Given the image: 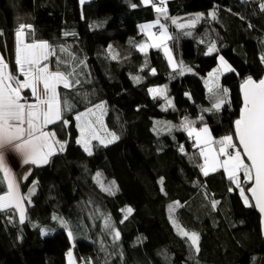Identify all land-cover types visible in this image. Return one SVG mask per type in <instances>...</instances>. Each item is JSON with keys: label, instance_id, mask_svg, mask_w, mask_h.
<instances>
[{"label": "trees", "instance_id": "1", "mask_svg": "<svg viewBox=\"0 0 264 264\" xmlns=\"http://www.w3.org/2000/svg\"><path fill=\"white\" fill-rule=\"evenodd\" d=\"M262 4L264 0L168 2L167 16L172 19L215 11L207 28L203 16L188 37L181 33L183 44L176 54L184 67L193 70L181 75L180 70H171L161 49L145 55L134 46L144 41L138 25L157 18L140 0L84 4L80 0H0V56L9 71L16 74L15 33L24 24L32 29L26 42L47 41L56 49L48 61L50 69L56 68L58 57L67 60L71 66L60 65L61 70L75 67L79 80L73 88L57 89L62 100L73 106L64 113L69 124L57 122L47 129L65 143L64 151L44 166L23 167L16 176L22 196L34 188L30 199L23 201L24 223L15 209L0 211V264H67L71 242L60 219L73 233L77 264H264V239L253 206L244 207L237 192H229L232 184L222 170L208 176L201 173L199 150L185 132H166L161 126L164 135L156 138L152 129L154 118L179 126L187 119L197 129L207 126L214 139L234 134L233 124L242 106L241 83L248 77L259 81L264 75ZM160 20L171 30L170 45L174 44L171 19ZM199 29L204 32L197 33ZM213 44L215 51L206 54ZM109 45L119 58L109 56ZM61 48L76 59L60 52ZM218 56L233 69L220 81L228 89L227 102L219 111H204L205 106L211 108L202 78L217 66ZM169 79L163 95L149 93V88L165 85ZM101 103L107 108L106 127L119 139L106 147L93 144L92 155H87L76 143L74 117ZM182 144L184 153L179 150ZM97 174L113 184L102 191L96 184ZM4 191L6 187L0 188V195ZM213 201H218L215 209ZM169 202L179 204L176 216L181 227L199 235V253L165 217ZM128 207L132 214L123 220ZM106 217L120 238L115 246L102 242L110 255L104 263L88 226L91 220L95 222L96 233L104 237L100 223ZM42 229L50 234L43 236Z\"/></svg>", "mask_w": 264, "mask_h": 264}, {"label": "snow or ice", "instance_id": "2", "mask_svg": "<svg viewBox=\"0 0 264 264\" xmlns=\"http://www.w3.org/2000/svg\"><path fill=\"white\" fill-rule=\"evenodd\" d=\"M80 2L84 4L85 0H80ZM140 3L144 6L151 4L157 13V19L152 23L139 26L146 40L134 46L145 55L150 48L161 49L174 71L177 67L180 68L181 75L184 71H191V69H185L182 64L177 65L173 60L168 48V41L172 40L173 36L169 34L167 27L160 23V18L171 19L172 24L178 29H188L195 27L201 16L197 15L189 22L179 23L176 19L167 16L166 0H158V4L153 3L152 0H140ZM131 6L135 8L137 5L132 4ZM261 9L264 10V4L261 5ZM208 15L215 19L214 11ZM154 28H157L158 32H153ZM185 34L190 35L191 33ZM15 35V63L17 72L23 79L10 73L8 64L0 58V174H2L0 188L6 187V191L0 195V211L15 209L19 214L20 223L23 224L25 221L23 201L30 199L34 188L30 189L28 196L21 195L15 174L8 166L4 153L11 150L20 157L22 164L40 167L49 163L50 158L58 151H64L65 143L58 141L55 132L47 129L49 125L57 122H62L64 126L69 124V121L64 118V113L70 111L73 106L66 98L62 100L57 89L61 86L65 89L73 88L79 80L75 79L78 75L75 67H72L71 71L61 70L60 65H64L65 69L71 66L67 60L58 57L56 68L50 69L48 61L50 57L56 55V49L47 41L33 39L30 43L25 42L26 35L29 38L32 36L31 25L20 24ZM65 35L68 34L65 33ZM59 51L67 54L72 60L76 59L67 48H61ZM214 51L215 44L208 48L206 54L211 55ZM108 54L114 60L118 57L111 45H109ZM261 60L264 62V57ZM79 63L83 64V61ZM231 71L233 69L223 57H220L218 67L208 74L207 87L210 99H213L212 108L204 109V111H219L226 102L228 89H221L218 81L220 75ZM152 74H155V70ZM133 79L137 83L140 82L139 77ZM25 90L31 92L34 102L29 103L22 95ZM148 91L154 97L165 93L164 88H149ZM240 91L242 107L239 118L234 122V134L214 139L207 126L197 129L192 126L193 122L187 119L181 122L177 130L187 132L188 137L194 140V146L199 150V157L203 160V163L197 166L204 176H208L210 172L223 170L230 183L239 189L245 206H252L250 200L255 201V207L264 216V78L259 81L251 77L244 79L240 85ZM167 103L171 106L170 100ZM104 108L103 103L97 104L94 108H88L74 117L80 134L76 143L81 145L88 155H92L91 142L93 140L99 141L106 147L119 139L115 133L109 132L103 125ZM101 133L104 135L101 136ZM179 150L184 153L183 146H180ZM23 178L27 179V176ZM161 183H163L162 180ZM244 184L251 186L246 190ZM229 191H232L231 187ZM246 192L250 193V196ZM217 203L218 201L212 202L213 209L216 208ZM173 207H179V205L170 206V211ZM123 211L126 220L133 209L128 207ZM53 219L58 218L53 217ZM59 222L61 227L68 228L63 219ZM172 224L177 229V234L186 238L190 247L199 253V235L196 232L186 231L174 218ZM105 228L111 230L114 241L119 240L120 233L112 227L109 217L105 218ZM41 233L46 234L43 229ZM73 238V233L69 230V241ZM67 257L68 264H75L71 250L68 251Z\"/></svg>", "mask_w": 264, "mask_h": 264}, {"label": "rangeland", "instance_id": "3", "mask_svg": "<svg viewBox=\"0 0 264 264\" xmlns=\"http://www.w3.org/2000/svg\"><path fill=\"white\" fill-rule=\"evenodd\" d=\"M198 15H200L199 13H197ZM157 18H154V19H152V20H148V21H145V22H142V23H140L139 25H138V30H139V32L141 33V34H143L141 31H140V25H143V24H147V23H151V22H154L155 20H156ZM160 23H163L161 20H160ZM165 25V24H164ZM166 26V25H165ZM167 27V30H168V32H169V34L172 36V33H171V30L169 29V27H168V25L166 26ZM154 30H155V32H158V29L157 28H154V29H152V31L154 32ZM27 32V31H26ZM181 32H183V30H181ZM176 34H178V33H175V38H176V42L174 43V44H172V45H169V42H168V48H169V50H170V52H171V55H172V58H173V60L176 62V64L177 65H180L179 64V62H178V60H177V57H176V50H177V48H180L179 46H178V44H177V39H179V40H181V37H180V35H177L176 36ZM186 37H188V35H186V34H184ZM143 36H144V41L143 42H145V40H146V37H145V35L143 34ZM27 39H28V36L26 35V37H25V42L27 41ZM26 43H30V42H26ZM151 50V48L150 49H148L147 50V53L149 52ZM162 52V54L164 55V52L163 51H161ZM164 57H165V59L167 60V62H168V59H167V57L164 55ZM221 56H218V58H217V60H218V64H217V66L214 68V69H216L217 67H218V65H219V58H220ZM262 57H264V53L262 54ZM261 57V58H262ZM0 58H2L1 56H0ZM119 58V57H118ZM224 59V58H223ZM224 61L229 65V63L224 59ZM5 62V61H4ZM6 63V62H5ZM263 64H264V62H262ZM169 64V63H168ZM230 66V65H229ZM17 67V66H16ZM231 67V66H230ZM185 69H188V68H186V67H184ZM213 69V70H214ZM171 70L172 71H174L173 70V68H171ZM180 70V68L179 67H177L176 68V70L174 71V72H177L178 73V71ZM8 71H9V67H8ZM10 72V71H9ZM191 73H193V70H191L190 71ZM11 73V72H10ZM226 73H229V72H224L222 75H220L219 76V81H218V83H219V85H220V81H221V76H223L224 74H226ZM16 76H17V78H19V79H23V77L22 78H20V76H19V74H18V72H17V68H16V74H15ZM203 79V81H204V84L206 85L207 84V82H208V80H209V75H207V76H205V77H203L202 78ZM221 86V85H220ZM62 87V86H61ZM223 89V88H222ZM22 95H24L25 96V98L27 99V101L29 102V103H32V102H34V99L31 97V92L29 91V90H25L23 93H22ZM152 95V94H151ZM153 96V95H152ZM209 98H210V96H208ZM210 102H211V104H210V108H212V103H213V99H210ZM224 105V104H223ZM222 105V106H223ZM105 106V105H104ZM91 108H94V107H91ZM203 109H208V107H203ZM85 112V111H84ZM106 114H107V108H106V106H105V108H104V114H103V116H102V121H103V125L106 127V124H105V118H106ZM53 125V124H52ZM75 125H77V121L75 120ZM49 126H51V125H49ZM97 127H99V126H97ZM107 128V127H106ZM76 129H77V131H78V137H77V139L79 138V130H78V128H77V126H76ZM108 130V129H107ZM109 131V130H108ZM109 132H111V131H109ZM104 135V133H101V136H103ZM77 141V140H76ZM117 141V140H116ZM115 141V142H116ZM114 142V143H115ZM93 144H96V145H98V146H103V147H105L104 145H101L100 143H99V141H97V140H93L92 142H91V148H92V153H93ZM111 144H113V143H110V144H108L107 146H109V145H111ZM79 145V144H78ZM81 148H82V146L81 145H79ZM83 149V148H82ZM59 152V151H58ZM4 155H5V159H6V162H7V164H8V166L12 169V171H13V173L15 174V178H16V176H17V174L19 173V171L23 168V167H25V166H27V165H24V164H22V162H21V159H20V157L15 153V152H13V151H11V150H7V151H5V153H4ZM46 165V164H45ZM42 166H44V165H42ZM95 179H96V182H97V184H98V187L103 191V190H107V188H108V185H112L113 184V182L112 181H109V182H105L104 181V179L103 178H101V176H100V174H97L96 176H95ZM16 180H17V178H16ZM33 189V188H32ZM108 192H110V191H108ZM33 193V192H32ZM2 195V194H1ZM177 204V203H176ZM175 204V205H176ZM174 204H171L170 206H173ZM179 205V204H178ZM244 205V207H247V206H245V204H243ZM23 206H24V203H23ZM169 206V207H170ZM174 208V207H173ZM173 208H172V210H171V213L169 214V220H170V222H171V224H172V219L174 218L176 221H177V223H178V219H177V216L176 215H173ZM248 208V207H247ZM169 211H170V208H169ZM18 214V213H17ZM132 214V213H131ZM19 215V214H18ZM85 215L88 217V218H90L91 219V216H90V211L89 212H87L86 210H85ZM125 215V213H124V211H123V216ZM129 217H130V215L128 216V218L127 219H129ZM126 219V220H127ZM123 220H125L124 218H123ZM58 223H59V225H60V222H59V220H58ZM111 224H112V222H111ZM179 224V223H178ZM68 225V224H67ZM90 226H88V229H89V231L92 233V237H93V239H94V241H95V244H96V246H97V248H98V251H101L102 252V255H103V261H104V263L105 262H107V261H109L110 260V255L108 254V250H107V248H106V244L105 243H103L102 244V242L105 240L106 241V243L108 242L111 246H115L116 245V243L119 241V240H116V241H114L113 240V236H112V234H111V230L110 229H106L105 228V219H103L102 221H101V223H100V231H101V233H104L105 234V236L104 237H102L101 236V234L100 233H96V231H95V229H94V226H95V222L93 223L92 222V220H91V224H89ZM180 225V224H179ZM172 226H173V224H172ZM181 226V225H180ZM60 227H61V225H60ZM63 228V227H62ZM114 228V227H113ZM174 228V230H175V232L177 233V229L175 228V227H173ZM65 229V228H64ZM115 229V228H114ZM66 230V233H67V235H68V231L70 230L69 229V225H68V228L67 229H65ZM116 230V229H115ZM44 231L46 232V234H44L43 236H47L48 234H50L49 232H47L45 229H44ZM109 231V234L107 233ZM117 231V230H116ZM100 234V235H99ZM180 236V235H179ZM181 237V236H180ZM182 238V237H181ZM186 239V238H185ZM71 242V252H72V256H73V260H74V262H75V264H77V262H76V260H75V257H74V255H73V249H74V242H73V240L72 241H70ZM66 259H67V264H68V257H67V255H66ZM82 264H94V263H92L91 261H89V262H83Z\"/></svg>", "mask_w": 264, "mask_h": 264}, {"label": "bare ground", "instance_id": "4", "mask_svg": "<svg viewBox=\"0 0 264 264\" xmlns=\"http://www.w3.org/2000/svg\"><path fill=\"white\" fill-rule=\"evenodd\" d=\"M91 0H85V2L86 3H88V2H90ZM215 6H217L216 4H215ZM214 10L213 9H208V10H206L205 11V14H203V16L206 18V23H205V25H204V28L206 27L207 28V26H208V22H209V18H210V16L208 15L210 12H213ZM207 12V13H206ZM215 12V11H214ZM173 31H174V29H173ZM204 32V30L203 29H199L198 31H197V33H203ZM177 44H178V46L179 47H182V44H183V42H182V40H179V39H177ZM195 44H197V41L195 42ZM263 45H264V43H263ZM127 48H128V50H129V52H130V54H132V51H131V43H129L128 44V46H127ZM140 52V51H139ZM142 53V52H141ZM199 70V69H198ZM106 72H108V70L106 69ZM127 72H129V71H127ZM209 74V73H208ZM207 74V75H208ZM206 75V76H207ZM171 82V80L169 79V80H166L165 81V85H161V86H159L158 88H164L165 89V91H168V85H169V83ZM205 96H207V101H208V103L209 104H211V102L208 100V96H210V93L209 92H206V94H205ZM228 97V96H227ZM226 104V103H225ZM224 104V105H225ZM223 105V106H224ZM214 111V110H213ZM153 123H152V129H153V132H154V136L156 137V138H159V137H161L162 135H164L163 133H161L160 132V127L161 126H163L164 128H165V131L166 132H169L170 130L171 131H177V132H181V133H184L185 131H183V130H177L180 126L178 125V124H176V123H170V124H167V122L164 120H162V119H160V118H154L153 120ZM169 125H171V126H173V127H171V128H169L168 126ZM195 128H198V127H195ZM167 134V133H166ZM185 134H186V136H187V138H189L188 137V135H187V132H185ZM190 139V138H189ZM190 140H192L193 142H194V140L193 139H190ZM184 144H182V146H183ZM180 148V147H179ZM85 152V151H84ZM86 153V152H85ZM87 154V153H86ZM88 155V154H87ZM223 171V170H222ZM224 173V172H223ZM225 175V174H224ZM225 177V179H227L226 178V176H224ZM228 180V179H227ZM229 181V180H228ZM96 184H97V182H96ZM98 185V184H97ZM245 185H247V188H246V190L251 186L250 184H245ZM233 190L234 191H236L237 192V194H238V197H240V199H241V201H242V203L244 204V202H243V200H242V198H241V196H240V192H239V189L238 188H236V186L235 185H232V191H229L230 193H232L233 192ZM246 194H247V192H246ZM177 202H173V203H171V202H169L168 204H167V206H166V210H165V217L167 218V219H169V214L171 213V211H169V206L171 205V204H176ZM178 204V203H177ZM250 204L252 205V202H251V200H250ZM248 208H251L250 206H247ZM176 212H177V207H174L173 208V215H176ZM260 223V222H259Z\"/></svg>", "mask_w": 264, "mask_h": 264}, {"label": "crops", "instance_id": "5", "mask_svg": "<svg viewBox=\"0 0 264 264\" xmlns=\"http://www.w3.org/2000/svg\"><path fill=\"white\" fill-rule=\"evenodd\" d=\"M171 0H166V4H165V7L167 8V3L168 2H170ZM240 1H248V0H240ZM155 3H157L158 4V0H156V2ZM144 6V5H143ZM145 7H150V9H151V12L153 13V15L154 14H157L154 10H153V8H152V6H151V4L150 5H148V6H145ZM200 14V13H199ZM198 14L196 13V14H194V15H191V16H186V17H183V18H177L176 20L179 22V23H186V22H189V21H191V20H193L196 16H197ZM199 16H201V18L203 17V14H200ZM201 20V19H200ZM200 20H199V22H200ZM199 22H197L196 23V25H195V27L199 24ZM152 23V22H151ZM162 24H164V23H162ZM166 25V24H165ZM167 26V25H166ZM169 26L172 28V30L174 29V32L175 33H178V34H176V36L177 35H181V30H183V32H185V33H192V31H193V29L195 28V27H193V28H188V29H178L177 28V26L176 25H173L172 24V22L169 24ZM169 42V45H170V42H171V40L170 41H168ZM151 49H157V48H151ZM179 50H181V47L180 48H177V50H176V52H178ZM176 57H177V60H178V62H179V64H182V62L179 60V57L177 56V54H176ZM262 57V56H261ZM262 61V60H261ZM169 65V64H168ZM183 65V64H182ZM170 67V66H169ZM171 68V67H170ZM189 69V68H188ZM213 71V70H212ZM211 71V72H212ZM186 73H190V71H184V73L183 74H186ZM222 77V76H221ZM206 86V90H207V92H208V87H207V84L205 85ZM220 88L222 89V87L220 86ZM208 100L210 101V98L208 97ZM226 102H227V98H226ZM225 102V103H226ZM224 103V104H225ZM201 161H202V163H203V160L201 159ZM213 173H215V172H210L209 173V175L210 174H213Z\"/></svg>", "mask_w": 264, "mask_h": 264}, {"label": "water", "instance_id": "6", "mask_svg": "<svg viewBox=\"0 0 264 264\" xmlns=\"http://www.w3.org/2000/svg\"><path fill=\"white\" fill-rule=\"evenodd\" d=\"M264 78V75L263 77ZM261 78V79H262ZM254 80V79H253ZM239 92H240V96H241V102H242V94H241V91H240V87H239ZM242 107V106H241ZM239 115H240V111H239ZM239 115H238V118H239ZM237 118V119H238ZM235 122V121H234ZM233 131H234V124H233ZM238 143V142H237ZM242 151V150H241ZM246 160V158H245ZM247 195L250 196V193H247ZM252 202V206L255 210V212L257 213V215L259 216L260 218V230H261V235H262V238L264 239V216H262V214L260 213L259 209L255 207V201H251Z\"/></svg>", "mask_w": 264, "mask_h": 264}, {"label": "built area", "instance_id": "7", "mask_svg": "<svg viewBox=\"0 0 264 264\" xmlns=\"http://www.w3.org/2000/svg\"><path fill=\"white\" fill-rule=\"evenodd\" d=\"M152 2H153V3H155V2H156V0H152ZM154 32H155V30H154ZM20 78H22V77H20Z\"/></svg>", "mask_w": 264, "mask_h": 264}]
</instances>
